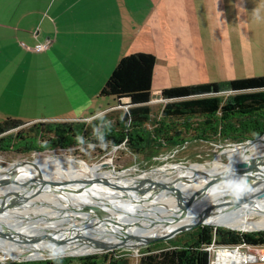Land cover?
Segmentation results:
<instances>
[{"label":"crops","instance_id":"obj_1","mask_svg":"<svg viewBox=\"0 0 264 264\" xmlns=\"http://www.w3.org/2000/svg\"><path fill=\"white\" fill-rule=\"evenodd\" d=\"M257 8L264 0H0V121L89 120L135 90L150 92L151 111L162 88L244 78L227 72L225 47L249 43L244 61L264 60Z\"/></svg>","mask_w":264,"mask_h":264},{"label":"trees","instance_id":"obj_2","mask_svg":"<svg viewBox=\"0 0 264 264\" xmlns=\"http://www.w3.org/2000/svg\"><path fill=\"white\" fill-rule=\"evenodd\" d=\"M224 91L233 93L225 96ZM158 95L161 106L150 130L145 126L150 121L151 94L147 90H135L115 95L112 102L116 115L105 124H98L97 116L90 118L89 129L78 120L25 124L5 118L0 121V151L27 153L83 145L104 149L122 147L133 156L150 148L156 155L161 150L180 146L187 136L206 142L241 144L264 134V75L166 87ZM78 137L83 138V144ZM187 232L191 237L189 242L177 241L181 237L178 234L137 248L135 264H208L210 255L205 248L211 243L220 247L264 248V231L248 233L199 225ZM127 253L117 250L23 264H129Z\"/></svg>","mask_w":264,"mask_h":264},{"label":"water","instance_id":"obj_3","mask_svg":"<svg viewBox=\"0 0 264 264\" xmlns=\"http://www.w3.org/2000/svg\"><path fill=\"white\" fill-rule=\"evenodd\" d=\"M262 136L248 142H254ZM262 160H264V153L255 158L250 157L237 161L231 165L232 172H229V167H227L226 171L213 173L207 184L193 193H184L169 184L148 179H139L134 185L127 187L113 183L105 184L90 176H84L81 179L61 181V185H98L124 190L136 189L139 192L143 190H152L154 192L163 190L166 195L173 198L174 204L172 207H150L148 211H145L142 204H136L133 209L122 212L116 210L113 204H106V207L116 210V214L113 215L105 212L102 207L100 210L98 207L99 204L96 203L92 204L82 201L73 204L71 202H65L63 205L59 206L60 204H58L56 208L52 209L57 210L58 215H64L66 213H82V215L76 217L69 216V218H65L61 222V225L52 230L48 224L41 223L44 217L38 215L36 212H29L28 209L26 214H16L11 210L18 207L24 201L28 202L30 198L40 193L46 185L42 183L33 190L30 196L29 193L25 194L22 197L23 199L9 201V204L5 201L7 195L2 196L0 202V235L9 234L7 228L2 226L4 222L9 221L15 223L16 226L24 227L28 234L47 240L49 243H54L55 246H65L67 251L78 247L92 248L93 250L87 253L89 254L94 252H110L114 249H137L154 241L167 240L196 226L206 225V219L213 213L234 212L237 216L245 214L244 212L263 213L264 186L255 191L251 190L260 183H264V171L252 170ZM99 165L100 167L107 166L105 162L99 163ZM234 175L243 176L246 179L248 184V190L246 192L240 196H234L225 189H216L218 182L231 179ZM47 184L55 183L47 182ZM37 204L45 206L39 202ZM164 214L166 215L164 216ZM55 219L57 217L52 218L51 221ZM69 219H76L73 222V226H66L69 223ZM138 220L142 222H138ZM131 228H136L137 230H130ZM149 229H157L158 231L147 233L146 231ZM65 255L69 254L66 253ZM23 258L40 260L50 258V256Z\"/></svg>","mask_w":264,"mask_h":264},{"label":"rangeland","instance_id":"obj_4","mask_svg":"<svg viewBox=\"0 0 264 264\" xmlns=\"http://www.w3.org/2000/svg\"><path fill=\"white\" fill-rule=\"evenodd\" d=\"M229 44L231 45V47H229ZM229 44H227V46L225 47V61H227L228 57L230 56L231 60L235 64L232 70L227 71L228 73H234L236 76L242 75L241 77L252 75L254 76L259 74L264 75V60L260 59L258 62L257 59L253 58V61H251V63L244 61L246 55H248L250 52V47H248L249 43L247 44L244 42L243 47L233 41H231ZM237 45L238 48L236 47ZM214 67L218 68L216 65H214ZM159 104L161 105V101ZM159 108L160 107L159 105H157V103L152 104L150 121L146 123L145 129L150 130L152 122L155 120L154 118H157L158 116ZM102 114L103 116L102 118H99L98 124H105L109 119H112L111 117L116 115V112L107 111L106 113ZM90 120H78V123L80 124L83 122L86 125V128L89 129L91 128ZM27 126L28 125L24 126V130L27 128ZM14 131L15 130L6 133L11 134ZM186 138H188L187 141L182 143L180 146L172 149L161 150L156 155L152 154L150 148H146L141 155L133 156L122 147H118L117 149H114L113 147L104 149L102 146L91 147L83 145H74L63 149L54 148L42 151H30L27 153H18L13 150L0 151V169H4L10 165L18 166L19 164L24 162H28L30 164L38 162L37 169L46 174H50L53 180H72L77 178L80 179L91 173L107 172L120 173L123 177V180L126 183L128 182L129 184H135V182L139 179H148L159 181L163 184L173 185L176 181L182 180L186 177V175L190 173H199L197 171L203 167H211L214 164L221 165L225 164L226 162L241 160L245 155L246 157L254 158L255 156H259L264 153V147L261 146L254 147L252 149L235 148L249 143L248 141L250 140H246L241 144H228L201 141L193 139L189 136H187ZM249 145L250 144H248V146ZM102 162L108 163L107 166L97 169L96 167L98 166V164ZM99 187L103 189L102 192L104 193L106 190L116 189L105 186H98V188ZM195 190L196 189L192 191ZM162 196L164 195L162 194ZM129 197L132 198V195ZM7 198L10 199V195H8ZM136 198L137 197H134L132 199ZM7 204H9V202ZM261 216L262 215H249L247 219L255 221L259 220ZM208 226L236 231L241 230L240 232L248 233L264 231V228L242 230L210 224ZM187 231L181 232L179 235L181 237H178V239L176 240L180 242L182 240L188 241L191 237ZM42 245L43 244H41V246ZM44 245L48 246V244ZM80 248V252H71L84 255H63L62 257H79L92 254L100 255L102 253H105L94 252L87 254L93 249H88L87 251H85V247ZM117 250L127 251L128 253L126 254V256L129 258V264H135L137 258L136 249H114L110 252H114ZM45 252H49V250L45 249V251L41 253V255L36 257L42 258L46 256V254H44ZM3 253L0 252V264H23L24 262L26 263L29 261H37L24 259L23 257L12 259L5 256ZM15 255L16 253H13L14 257H16ZM26 256L27 255H25V257ZM47 256H49V254Z\"/></svg>","mask_w":264,"mask_h":264},{"label":"bare ground","instance_id":"obj_5","mask_svg":"<svg viewBox=\"0 0 264 264\" xmlns=\"http://www.w3.org/2000/svg\"><path fill=\"white\" fill-rule=\"evenodd\" d=\"M248 144H250L248 146ZM264 147V136L260 139L246 143L242 146L235 147V148H247L252 149L254 147ZM246 154V153H245ZM250 155V154H249ZM247 155V156H249ZM257 157V156H255ZM254 157V158H255ZM246 155L241 160H245ZM240 160L226 162L225 164L217 165L214 164L211 167H203L197 172L199 173H190L186 175L185 178L182 180L176 181L173 187L180 189L181 192L184 193H193L198 191L203 185L207 184V182L211 179V175L215 172H222L226 171L227 167L236 163ZM108 164V163H106ZM38 162L30 164L28 162H24L19 164L18 166L10 165L4 169H0V202L1 198L4 195H10V199L7 198L6 202H11L12 200L23 199L22 197L25 194L29 193V196L33 193V190L40 186L42 183H45L44 189L29 199V201H24L23 203L19 204L18 207L11 209L14 213L22 214L29 212H36L38 215L43 216L44 220L41 222L42 224H48L50 229L57 228V226L61 225L62 221L65 218H69V216L76 217L78 215H82V213L77 214H69L66 213L64 215H58L59 213L57 210L52 208H56L58 204L59 206L63 205L65 202H71L76 204L78 202H90L99 204V208L101 207L105 212L108 214H116V210H120V212L124 210H131L134 208L136 204H142L145 211H148L150 207L156 208L157 206H173V198L169 195H166L163 190L159 192H154L152 190H143L139 192L136 189H112L106 190L105 193L102 192L103 189L100 187L98 188L97 185H84V184H72V185H61V181H67L63 179H55L53 180L50 174H46L41 170L37 169ZM100 169V165L96 167ZM253 171H264V160L257 164ZM87 176L92 177L95 180H98L102 183H116L117 185H122V187L131 186L134 184L126 183L123 180V177L120 173H107V172H100V173H91ZM81 179V178H80ZM218 182L217 190H223L226 181ZM47 182H54L55 184H47ZM264 186V183H260L255 188H252V191H255L258 188ZM196 189L195 191H192ZM162 194L164 196H162ZM132 195V198L137 197L136 199H132L129 196ZM138 195V196H136ZM15 196V197H14ZM25 202H27L25 204ZM37 202L40 204H44L45 206L38 205ZM100 202V203H99ZM25 204V205H24ZM29 204V207H28ZM113 204L116 210H113L105 205ZM74 211V210H73ZM79 212V211H77ZM242 215H235L234 212L228 213H213L209 215L206 219V223L209 225H216V226H225L230 227L233 229H261L264 228V212L263 213H247ZM166 214H164L165 216ZM249 215H255L260 217L259 220L251 221L247 219ZM57 217V219L52 220V218ZM76 219H69V223L66 226H73V222ZM138 222H142L138 220ZM2 225V224H1ZM8 230V235H0V252L3 253L5 256L9 258H18V257H36L41 255L45 251L48 250V245H55L54 243H49V241L44 240L42 238L33 236L31 234L26 233L24 227L16 226L15 223H11L9 221L4 222V225ZM141 228V227H140ZM130 230H137L136 228H131ZM157 229H149L146 232L152 233L157 232ZM241 231V230H240ZM19 234V236H18ZM17 236V237H16ZM36 237V238H35ZM40 244V245H39ZM41 244H43L41 246ZM41 246V247H40ZM59 249L63 250V254L66 253L69 255H81L78 253H72L71 251H78L80 252V247L69 249L68 251L65 249V246H56ZM92 248H86L85 251ZM23 252V253H22ZM13 253H16V257L13 256ZM27 253V254H26ZM44 254L48 255L49 252H45Z\"/></svg>","mask_w":264,"mask_h":264},{"label":"built area","instance_id":"obj_6","mask_svg":"<svg viewBox=\"0 0 264 264\" xmlns=\"http://www.w3.org/2000/svg\"><path fill=\"white\" fill-rule=\"evenodd\" d=\"M47 47H48V42L45 41L42 43L35 44L32 47V50L41 51L47 49ZM223 93L225 94V96H228L233 92L224 91ZM205 249L210 255L208 264H249L257 261H264L263 248H243L237 246L220 247V246H215L211 243Z\"/></svg>","mask_w":264,"mask_h":264},{"label":"clouds","instance_id":"obj_7","mask_svg":"<svg viewBox=\"0 0 264 264\" xmlns=\"http://www.w3.org/2000/svg\"><path fill=\"white\" fill-rule=\"evenodd\" d=\"M253 19L255 22H262L264 21V13H262V10L260 8H257L253 13ZM103 114L98 113L97 117L102 118ZM110 123V122H109ZM78 141L83 144L84 140L81 137L77 138ZM102 139V137H101ZM232 166H229V172H232ZM224 188L226 191L230 192L234 196H240L244 192L248 190V184L246 179L243 176H236L234 175L233 178L226 181ZM49 250V256L53 260H60L63 256V250L57 248L55 245H48Z\"/></svg>","mask_w":264,"mask_h":264}]
</instances>
